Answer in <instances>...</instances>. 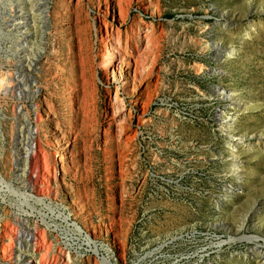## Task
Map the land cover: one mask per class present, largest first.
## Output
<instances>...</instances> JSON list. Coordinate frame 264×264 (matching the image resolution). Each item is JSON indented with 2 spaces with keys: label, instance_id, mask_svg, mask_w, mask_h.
I'll return each instance as SVG.
<instances>
[{
  "label": "rangeland",
  "instance_id": "374dc122",
  "mask_svg": "<svg viewBox=\"0 0 264 264\" xmlns=\"http://www.w3.org/2000/svg\"><path fill=\"white\" fill-rule=\"evenodd\" d=\"M0 175L34 206L0 184V264L40 258L35 225L54 264H264V0H0Z\"/></svg>",
  "mask_w": 264,
  "mask_h": 264
},
{
  "label": "bare ground",
  "instance_id": "6f19581e",
  "mask_svg": "<svg viewBox=\"0 0 264 264\" xmlns=\"http://www.w3.org/2000/svg\"><path fill=\"white\" fill-rule=\"evenodd\" d=\"M16 12H18L17 18H23L24 17L23 12H22V10L20 8ZM43 15H44L43 16L44 18H47V16H48V10L46 9V7L43 10ZM14 20H15V17H14ZM14 20H13V23H14ZM16 21H19V20L16 19ZM26 25H27V23L25 22V23L17 25V26H20V28H25V27H27ZM107 33H111L110 30ZM111 34L108 36V38L111 37ZM14 45H15L16 48H18V52H19L18 53L19 57L17 58L18 62H20V63L25 62V64H28V68L31 71V69L33 68V64L30 62V58L24 59L25 50L27 49V51H28V47L27 48L25 47L27 44L24 43L23 41H17V42H15ZM111 47L115 48L114 46H111ZM217 49H218L217 50V59L218 60H221L227 53L234 52V47H232V46H230L229 49L226 48V47H223V46L217 47ZM16 51H17V49H16ZM220 53H222V54H220ZM111 56L115 57L114 56V52L111 54ZM106 64L108 66H110V67H113L112 66V62H106ZM13 75L14 76L12 78L14 79L15 85L12 84L13 85L12 88L14 89V90L13 89L12 90L15 91L17 93L18 97L21 98L22 94L24 95V91H23L24 90V86L18 82V79L20 78V76L22 74L20 72L16 71ZM32 82L35 83L36 80L33 78ZM122 82H124V81H122ZM25 91H27V90L25 89ZM27 92H29V91H27ZM25 94H27V93H25ZM47 98L48 97H46V96L44 97V99H45L44 102L48 100ZM239 106H240V104L235 105L234 109L237 110V108ZM17 108H18L19 113L21 114V116L25 120V122H28V124L30 125L29 113L27 111H25L23 109V107L20 106V105ZM232 117L233 116H230V118H231L230 122H233ZM39 118H40V116L37 117V119H39ZM225 121H227V120H225ZM230 122H226L225 124L228 125V124H230ZM34 132L35 131L33 130V128L30 127V129H29V138L30 137H32V138H31L30 141H26V142H29V144H28L29 146L26 147L25 150H24L25 151L24 165H23L22 172L18 175V178H20L22 180L23 185H24V187L26 189H30L32 191L31 192L32 195L36 194V196H38L37 201H44V198L40 197V196L44 195L46 193L48 194L50 192L51 188H50L49 184H51V180L52 179H56V169H55L54 166L51 167L50 165H48L45 162V154L42 151V145H41L42 142H40V139L38 137L33 139V137H34L33 133ZM239 142L240 141H235L234 143H239ZM0 184L3 185V186H6L7 188H9L10 191H12V192L18 194L19 196L23 197L24 198L23 201H25V203L31 205L30 202H29V196L33 197L32 195L28 196L25 193H18V191H16L14 189V187L12 186V183L9 182L7 179H5L2 176L0 178ZM32 207H34V206H32ZM62 216H63V219H65V220H67L69 218L68 214H62ZM42 220L45 221V217L44 216L42 217ZM86 221L91 223L90 219H86ZM73 226H74L73 230L78 231L79 233H82L81 232V229H83L82 226H80L78 223H74ZM24 234H25V236L27 238H29V241H31V243L32 242L37 243V244L39 243L38 246L35 247V251L34 252L40 253V258L36 262H34L32 258H30V259L29 258H25V256L19 255V253H18L17 254L18 257H20V258L23 257L25 259L24 260V264H54L53 263V260H55L54 259V255L52 253H50V250L46 249L47 248V245H46L47 237H46L45 230L42 229L39 225H35V226H33V228L29 229ZM85 237H86L87 243L88 244H92V243H90L91 240L89 238H87V236H85ZM258 237H260V236L259 235H249V236L244 235V236H240V237H232L231 236L229 238V241H235L237 239H243V238L255 240V239H258ZM222 242H223V240L220 243H222ZM19 245L23 246V241L21 239L19 240ZM93 246H94V248H92V249L94 251H97V247H96V243L95 242H93ZM60 262H61V264H67V261H66V259L64 257H62L60 259ZM101 262H102V264H107L110 261H109L108 258H103V261H101ZM110 264H114V263L111 262Z\"/></svg>",
  "mask_w": 264,
  "mask_h": 264
}]
</instances>
